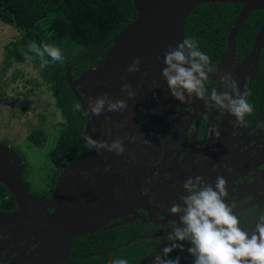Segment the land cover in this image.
Returning a JSON list of instances; mask_svg holds the SVG:
<instances>
[{"label": "water", "instance_id": "1", "mask_svg": "<svg viewBox=\"0 0 264 264\" xmlns=\"http://www.w3.org/2000/svg\"><path fill=\"white\" fill-rule=\"evenodd\" d=\"M205 2L241 4L218 61V66L228 67L225 70L230 72L237 32L251 11L264 9V0H133L135 18L101 46L102 49L109 45L104 57L76 78L71 76L69 67L66 69L65 82L85 115L83 135L105 141L118 137L125 156L106 149L99 152L88 149L68 162L51 194L39 199L23 178L18 153L8 144L0 143V182L16 203L14 210L0 212V252L22 241L33 246L26 251L24 244L9 264H61L69 254L73 236L109 228L111 221L122 216L155 222L168 235L169 226L177 218L167 208L178 202L181 184L188 176H199L202 181L223 176L225 199L233 205L243 227L248 220L252 225L257 216L264 215V116L247 126L245 116L237 123L235 117L204 100L193 97L182 103L169 94L160 76L162 51L185 38L188 14ZM263 46L264 17L249 53L240 63L253 60L255 70ZM134 57L139 58V70L126 71V65ZM215 79V89L220 91L218 75ZM122 80L132 86L135 93L132 98L121 93ZM236 85L237 89L242 88V81ZM105 92L113 98H123L126 110L101 112L98 116L85 111L87 98ZM154 94L168 97L162 112L147 104ZM149 110L153 114H146ZM187 110L194 112L187 114L186 123L185 117L181 122L175 118ZM194 116L198 118L197 130L192 137L189 129ZM259 124H263L261 132L253 131ZM198 142L202 145L196 148ZM179 145L183 149H178ZM129 153L132 159L128 158ZM165 168L170 174L163 173ZM40 206L43 210H39ZM138 210L155 218H143ZM185 246L186 242H180L173 249L183 254ZM162 247L151 252L144 264L157 256ZM191 259L189 255L184 264H190Z\"/></svg>", "mask_w": 264, "mask_h": 264}, {"label": "trees", "instance_id": "2", "mask_svg": "<svg viewBox=\"0 0 264 264\" xmlns=\"http://www.w3.org/2000/svg\"><path fill=\"white\" fill-rule=\"evenodd\" d=\"M241 8L239 3L205 2L194 7L188 14L185 37L194 38L214 64L224 53L228 32ZM136 16L133 0H0V21L21 31V36L7 44V49L16 62L25 61L31 55L35 63L42 62L28 50V44L38 46L43 41L61 49L63 59L59 62L44 57L45 71L53 83L54 105L61 116V126H54L58 135L49 154L51 171L48 190L41 193L49 196L58 174L68 162L86 152L83 127V110H74L78 103L67 86L64 75L69 67L76 78L91 66H95L105 55L109 45L101 46L129 24ZM264 17V9L251 11L235 37V57L241 59L250 50L254 35ZM246 99L253 110L248 118L264 115V46L256 64L255 74L247 90ZM34 144L42 143V131L33 130L28 134ZM2 144H7L2 141ZM13 148L21 158L23 178L26 179L27 165L24 154ZM30 187V186H29ZM16 208L13 195L0 182V212ZM93 233L73 236L69 254L61 264H111L117 257H124L128 264H143L144 259L159 246L157 239L146 235L150 227L158 231L159 225L133 219L117 223ZM125 242H127L125 244ZM170 256L180 257L181 250L173 249ZM95 256V260L89 259ZM189 257V255L187 256ZM102 258V259H101ZM100 259V260H99ZM149 264H155V260Z\"/></svg>", "mask_w": 264, "mask_h": 264}, {"label": "clouds", "instance_id": "3", "mask_svg": "<svg viewBox=\"0 0 264 264\" xmlns=\"http://www.w3.org/2000/svg\"><path fill=\"white\" fill-rule=\"evenodd\" d=\"M28 50L42 62H47L44 61L45 56L55 62L63 59L58 46L43 41L39 46L35 42L29 43ZM24 59L30 62L32 56L25 55ZM161 59L160 76L174 99L182 103L193 97L204 100L211 107L235 117L237 123L243 121L245 114L252 112V104L246 99L247 93L237 91L236 81L230 73L220 77V91L207 88L209 74L215 70V65L194 38L185 37L175 45L166 46ZM125 70L138 71L139 58L134 57ZM120 91L129 98L135 95L126 80L120 83ZM54 102L51 98L50 103ZM73 107L80 111L82 106L76 103ZM126 108L123 98H113L107 92L85 101V111L93 116L101 112H124ZM214 134L219 135L218 132ZM83 141L86 148L97 152L106 149L114 151L117 156L126 155L118 137L110 141L96 140L85 133ZM127 156L133 158L130 153ZM226 196L225 179L221 175H217L214 181H202L199 176L186 177L181 184L178 202L167 208L177 218V222L169 226L167 239L171 243L160 249L155 264H179L178 257L169 253L180 242L187 243L186 251L192 257L191 264H264V215L257 216L251 226L243 227ZM111 264H128V260L117 257Z\"/></svg>", "mask_w": 264, "mask_h": 264}, {"label": "rangeland", "instance_id": "4", "mask_svg": "<svg viewBox=\"0 0 264 264\" xmlns=\"http://www.w3.org/2000/svg\"><path fill=\"white\" fill-rule=\"evenodd\" d=\"M20 36V30L0 21V143L4 141L24 154L28 187L33 196L43 199L45 196L41 193L48 190L51 171L49 154L58 135L54 126H61L62 119L54 103H50L55 88L45 71L47 65L32 60L16 62L8 51L7 44ZM33 130L42 131L40 145L28 138ZM62 169L57 180L62 176ZM43 208L40 206L39 210ZM26 243L22 241L17 249ZM89 259L95 260V256Z\"/></svg>", "mask_w": 264, "mask_h": 264}, {"label": "flooded vegetation", "instance_id": "5", "mask_svg": "<svg viewBox=\"0 0 264 264\" xmlns=\"http://www.w3.org/2000/svg\"><path fill=\"white\" fill-rule=\"evenodd\" d=\"M220 59V58H219ZM219 59L214 63V65H215V70L214 71H212L210 74H209V80H208V82H207V87H209V89H212V88H215L216 87V79H215V75H218V77L220 78L224 73H230L231 75H232V77L235 79V81H236V84H238L239 82H241L242 81V88H238L237 89V91L240 93V94H243V93H245V92H247V90L249 89V86H250V82H251V80L253 79V77H254V74H255V70H253V67H254V63L253 64H251L250 62H248V63H244V64H242V63H240V64H242V66L241 67H239V68H235L234 67V65H233V62H232V64H231V66H230V68H229V70H230V72H227L225 69L226 68H228V67H224V66H218V61H219ZM235 59H236V57H235ZM242 59V58H241ZM241 59H236V60H238V62H240V60ZM250 63V64H249ZM240 69L241 70H246V69H250L249 70V72H250V76H245V75H243V73H242V71L240 72ZM253 72V73H252ZM243 78V79H242ZM168 99V97L167 96H164V95H162V96H159V95H156V94H154L151 98L149 97L148 99H147V104H151V106H153V107H155V109L156 110H158L159 112H162L163 111V108H164V103H165V101ZM147 109H149V106H147L146 107ZM194 111L193 110H187V113L186 114H183L182 116H175V118H177V119H179V121L181 122V121H183L182 119L184 118V123H186V116H187V114L188 115H191L192 113H193ZM146 114H153V112H151L150 110L149 111H147L146 112ZM182 114V113H181ZM262 116H264V115H262ZM262 116H259L258 118H248L247 117V115L245 114V118H246V125L247 126H250V124L251 123H253V122H255L257 119H259L260 117H262ZM197 116H194L193 117V119H192V124H190V129H189V134L190 135H192V137L195 135V131L194 130H197V128H195V123H196V121H197ZM181 125V124H180ZM263 124H259V125H257L256 126V128H253V131H255V132H258V130H260L259 128L262 126ZM260 132H261V130H260ZM200 133V132H199ZM165 145H166V143H164L163 144V146L165 147ZM202 144H201V142H198L195 146H196V148H198L199 146H201ZM163 147V148H164ZM183 149V145H179V148L178 149ZM89 149V148H88ZM87 149V150H88ZM180 149V150H181ZM86 150V151H87ZM173 150H175V148L173 149ZM123 162H125V160L124 161H122V163ZM121 164V163H120ZM176 165V164H175ZM65 167V166H64ZM63 167V168H64ZM124 170H125V168H124ZM157 170H160V168H157ZM175 172V171H174ZM163 173L165 174V175H167V174H170V171H169V169L168 168H165V170L163 171ZM55 184H56V182H55ZM55 186V185H54ZM54 188V187H53ZM45 197H48V196H45ZM44 197V198H45ZM138 212H139V214L143 217V218H155V216L154 215H151V214H147L145 211H143V210H138ZM125 218H127L126 220H125ZM116 219H119V221L117 222V223H122V222H128V221H130V220H133V219H130L129 220V216H122V217H119V218H116ZM115 219V220H116ZM134 219H139V218H134ZM140 220H142V219H140ZM142 221H144V220H142ZM144 222H151V223H154V224H157V223H155V222H152V221H150V220H147V221H144ZM249 222V220L247 221V223H246V228L247 227H249V226H251V224H249L248 223ZM111 226H113L114 224H116V222H114V220L113 221H111ZM110 226V227H111ZM160 226V225H159ZM101 229V228H100ZM104 229V228H103ZM107 229V228H106ZM99 230V229H98ZM163 232V233H162ZM93 233V232H92ZM165 232H164V229H163V227L162 226H160L159 227V229H158V231H155V228L154 227H150V229L148 230V232H147V234L146 235H143L144 237L145 236H149V237H151V238H154V239H157L158 240V242H159V246L158 247H161V246H164L166 243H167V241L165 242H162L160 239V237L164 234ZM86 234V233H85ZM166 234V233H165ZM84 235V234H83ZM24 243V242H23ZM127 242H125V244H126ZM27 244V246H26V248L24 249V250H26V251H29V250H31V248L33 247V246H30L29 245V243H26ZM17 245H20V244H17ZM17 245H14V246H10V247H8L7 249H5V250H3V251H1L0 252V261L1 262H4V264H7V262H8V264H9V260H10V262H11V260L15 257V255H17L20 251H22L23 250V247H20V249H17ZM14 250V252L12 253V251ZM156 250V249H155ZM154 251V250H153ZM152 251V252H153ZM151 254V253H150ZM149 254V255H150ZM148 255V256H149ZM156 257V256H155ZM155 257H152V260L151 261H153V260H155ZM7 258H8V260H7ZM183 258V256H180L179 258H178V260H179V264H180V260ZM187 259V258H186ZM147 261V257L144 259V261H143V264L145 263ZM150 261V262H151ZM149 262V263H150ZM148 263V264H149ZM30 264V263H29Z\"/></svg>", "mask_w": 264, "mask_h": 264}, {"label": "crops", "instance_id": "6", "mask_svg": "<svg viewBox=\"0 0 264 264\" xmlns=\"http://www.w3.org/2000/svg\"><path fill=\"white\" fill-rule=\"evenodd\" d=\"M251 64H253L254 63V61L253 60H251V61H249ZM249 63V64H250ZM233 65H234V67L235 68H239V67H241L242 66V64H240V62H238V60H234V62H233ZM249 70L250 69H246V70H241L240 69V72L242 71V73H243V75H245V76H250V72H249ZM253 73V72H252ZM161 239V241L162 242H164L166 239H167V234H163L161 237H160ZM180 245V244H179ZM188 246V245H187ZM187 246H185V248H184V251L182 252L183 254H181V256H183V258L180 260V264H184V262L186 261V258H188L187 256L189 255L188 253H187V251H186V248H187ZM177 247V246H176ZM175 247V248H176ZM191 264V263H190Z\"/></svg>", "mask_w": 264, "mask_h": 264}]
</instances>
